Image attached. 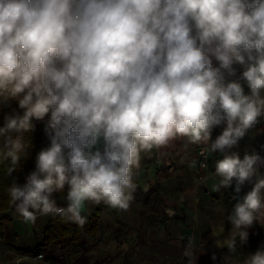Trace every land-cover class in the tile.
I'll return each instance as SVG.
<instances>
[{
  "label": "clouds",
  "instance_id": "obj_1",
  "mask_svg": "<svg viewBox=\"0 0 264 264\" xmlns=\"http://www.w3.org/2000/svg\"><path fill=\"white\" fill-rule=\"evenodd\" d=\"M10 100L22 113L0 126L8 174L32 147L33 121L49 141L8 189L19 217L82 226L86 202L127 210L142 152L186 138L201 155L226 153L264 117V0H0V105ZM262 167L256 152L215 163L213 190L235 185L227 222L241 241L264 220ZM243 264H264V249Z\"/></svg>",
  "mask_w": 264,
  "mask_h": 264
},
{
  "label": "crops",
  "instance_id": "obj_2",
  "mask_svg": "<svg viewBox=\"0 0 264 264\" xmlns=\"http://www.w3.org/2000/svg\"><path fill=\"white\" fill-rule=\"evenodd\" d=\"M237 67V73L242 69ZM247 91V89H246ZM222 131L217 127L212 139ZM177 139L169 146L141 153V168L134 178L137 188L127 210L114 209L104 202H86L82 215L88 226L98 214L97 233L85 237L82 247L55 248L38 260L26 253L41 245L52 214L38 216L35 224L25 222L13 208L0 215V264H209L222 259L225 264H243L248 256L264 249V220L254 222L248 237L241 241L227 217L234 204V184L214 191L220 178L215 163L225 154L256 152L264 157V117L226 153H211L209 167L200 166L198 147ZM194 162V163H193ZM264 173V167L260 169ZM252 188L246 183L239 197ZM67 188L54 194L65 206ZM220 225L224 231L216 230ZM234 239L235 249L217 246V241ZM191 245V256L184 252ZM215 256V259H213ZM17 258H20L19 260Z\"/></svg>",
  "mask_w": 264,
  "mask_h": 264
},
{
  "label": "trees",
  "instance_id": "obj_3",
  "mask_svg": "<svg viewBox=\"0 0 264 264\" xmlns=\"http://www.w3.org/2000/svg\"><path fill=\"white\" fill-rule=\"evenodd\" d=\"M14 112H21L16 100H10L6 104L0 105V126L4 123V116ZM32 131L24 133L25 142L31 143L26 156H21L20 162L15 166V171L8 174L10 160L0 158V215H5L14 206L16 202L11 200L9 187L14 183H24L25 177L35 167L36 154L48 146V139L44 133L45 121H33ZM15 137L16 133H12ZM0 140V147H2ZM98 214H95L88 226H81L75 222L69 221L66 217L52 215L50 223L45 231V238L41 245L32 250H26V253L38 254L44 251L46 254L55 248L82 247L84 245V233L94 236L97 233Z\"/></svg>",
  "mask_w": 264,
  "mask_h": 264
},
{
  "label": "built area",
  "instance_id": "obj_4",
  "mask_svg": "<svg viewBox=\"0 0 264 264\" xmlns=\"http://www.w3.org/2000/svg\"><path fill=\"white\" fill-rule=\"evenodd\" d=\"M240 72H238L237 75H239ZM202 150H204V146L203 145L198 147V155H199V158H200V166L202 164H205L206 165V167H201V168L204 169V170H206L209 167V162H210V159H211V153L205 151L204 152V155H201L200 153H201ZM1 235H2V233H1V229H0V239H1ZM40 255L41 254H38L36 257H39Z\"/></svg>",
  "mask_w": 264,
  "mask_h": 264
},
{
  "label": "rangeland",
  "instance_id": "obj_5",
  "mask_svg": "<svg viewBox=\"0 0 264 264\" xmlns=\"http://www.w3.org/2000/svg\"><path fill=\"white\" fill-rule=\"evenodd\" d=\"M209 264H225V262L222 259H218L217 261H213Z\"/></svg>",
  "mask_w": 264,
  "mask_h": 264
}]
</instances>
